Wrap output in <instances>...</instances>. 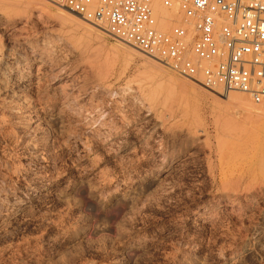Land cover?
Listing matches in <instances>:
<instances>
[{
	"label": "rangeland",
	"instance_id": "obj_1",
	"mask_svg": "<svg viewBox=\"0 0 264 264\" xmlns=\"http://www.w3.org/2000/svg\"><path fill=\"white\" fill-rule=\"evenodd\" d=\"M155 12L169 32L177 5ZM263 163L249 96L0 0V264H264Z\"/></svg>",
	"mask_w": 264,
	"mask_h": 264
},
{
	"label": "built area",
	"instance_id": "obj_2",
	"mask_svg": "<svg viewBox=\"0 0 264 264\" xmlns=\"http://www.w3.org/2000/svg\"><path fill=\"white\" fill-rule=\"evenodd\" d=\"M176 75L264 106V0H58ZM178 7L169 32L155 5Z\"/></svg>",
	"mask_w": 264,
	"mask_h": 264
},
{
	"label": "bare ground",
	"instance_id": "obj_3",
	"mask_svg": "<svg viewBox=\"0 0 264 264\" xmlns=\"http://www.w3.org/2000/svg\"><path fill=\"white\" fill-rule=\"evenodd\" d=\"M155 9V8H154ZM74 15V14H73ZM78 18V17H77ZM71 20V19H70ZM73 22V21H72ZM64 23V22H63ZM66 23H67V21H66ZM65 23V24H66ZM78 23V22H77ZM139 52V51H138ZM142 54V53H141ZM160 86V85H159ZM158 86V87H159ZM124 92V91H123ZM127 92V91H126ZM233 92V91H232ZM230 93V92H229ZM229 93H227V94H229ZM125 94V93H124ZM123 95V94H122ZM134 100V99H133ZM132 100V101H133ZM256 105V104H255ZM257 106H259V105H257ZM256 147V146H255ZM245 148V147H244ZM243 149V148H242ZM241 152V151H240ZM236 154V153H235ZM259 154V153H258ZM238 156V155H237ZM230 158V157H229ZM235 158V157H234ZM240 161V160H239ZM228 162V161H227ZM238 165V164H237ZM261 165V164H260ZM262 167V169L264 168V163H263V165L261 166ZM229 168V167H228ZM231 169V168H230ZM233 170V169H232ZM252 171V170H251ZM239 172V171H238ZM236 178H237V176H236ZM234 182V181H233ZM237 183V182H236ZM234 184V183H233ZM238 184V183H237ZM234 187V186H233ZM237 189V188H236ZM247 189H248V187H247ZM249 191H250V195H258V194H261L262 195V197L264 196V176L263 177H257V176H254V178H253V180H252V182H251V186H250V189H249ZM249 194V193H248ZM249 195V196H250ZM260 198V197H259ZM233 206V205H232ZM263 214V213H262ZM259 230V229H258ZM261 230V229H260ZM262 235V234H261ZM256 239V238H255ZM249 248V247H248Z\"/></svg>",
	"mask_w": 264,
	"mask_h": 264
}]
</instances>
